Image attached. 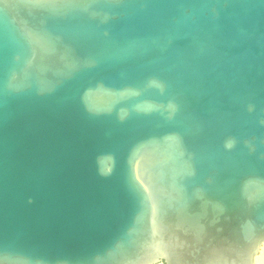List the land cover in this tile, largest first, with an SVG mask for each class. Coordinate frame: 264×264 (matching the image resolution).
Returning a JSON list of instances; mask_svg holds the SVG:
<instances>
[{"label": "water", "instance_id": "obj_1", "mask_svg": "<svg viewBox=\"0 0 264 264\" xmlns=\"http://www.w3.org/2000/svg\"><path fill=\"white\" fill-rule=\"evenodd\" d=\"M264 0H0L4 264H255Z\"/></svg>", "mask_w": 264, "mask_h": 264}, {"label": "bare ground", "instance_id": "obj_2", "mask_svg": "<svg viewBox=\"0 0 264 264\" xmlns=\"http://www.w3.org/2000/svg\"><path fill=\"white\" fill-rule=\"evenodd\" d=\"M255 264H264V244L262 245L259 254L255 258Z\"/></svg>", "mask_w": 264, "mask_h": 264}, {"label": "snow or ice", "instance_id": "obj_3", "mask_svg": "<svg viewBox=\"0 0 264 264\" xmlns=\"http://www.w3.org/2000/svg\"><path fill=\"white\" fill-rule=\"evenodd\" d=\"M11 253L7 251L0 252V264H4V261L10 257Z\"/></svg>", "mask_w": 264, "mask_h": 264}, {"label": "flooded vegetation", "instance_id": "obj_4", "mask_svg": "<svg viewBox=\"0 0 264 264\" xmlns=\"http://www.w3.org/2000/svg\"><path fill=\"white\" fill-rule=\"evenodd\" d=\"M157 264H164V262H160V263H157Z\"/></svg>", "mask_w": 264, "mask_h": 264}]
</instances>
